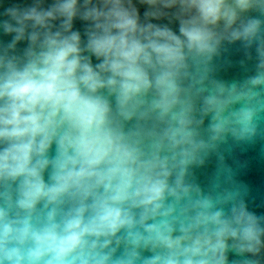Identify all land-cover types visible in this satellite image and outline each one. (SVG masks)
<instances>
[{
	"label": "clouds",
	"instance_id": "1",
	"mask_svg": "<svg viewBox=\"0 0 264 264\" xmlns=\"http://www.w3.org/2000/svg\"><path fill=\"white\" fill-rule=\"evenodd\" d=\"M2 15L0 264H264V214L227 163L264 141V0ZM237 44L246 75L218 78Z\"/></svg>",
	"mask_w": 264,
	"mask_h": 264
},
{
	"label": "water",
	"instance_id": "2",
	"mask_svg": "<svg viewBox=\"0 0 264 264\" xmlns=\"http://www.w3.org/2000/svg\"><path fill=\"white\" fill-rule=\"evenodd\" d=\"M25 0H0V19H4L2 13L6 7L15 3H23ZM140 7L141 15L145 8ZM77 29L82 30V23L77 21ZM10 37L4 36L0 32V40L7 41ZM23 47V45H21ZM243 59V53L239 45L229 46L228 51L224 52L220 58L222 65L217 76L220 79L231 81L242 79L245 75V68L239 61ZM230 61V65H225L224 61ZM251 67V64L248 65ZM227 163L236 171V179L245 184L248 188L246 202L249 210L259 214H264V141H257L253 145L239 146L233 149L227 157ZM215 162L210 163L206 168L197 171V175L202 185L206 186L208 177L214 170ZM234 258L230 255V259Z\"/></svg>",
	"mask_w": 264,
	"mask_h": 264
}]
</instances>
